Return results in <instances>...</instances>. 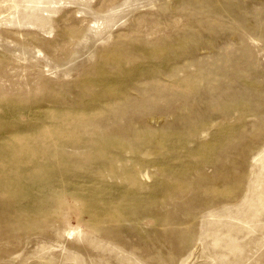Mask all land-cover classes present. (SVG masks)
<instances>
[{
    "label": "rangeland",
    "instance_id": "1",
    "mask_svg": "<svg viewBox=\"0 0 264 264\" xmlns=\"http://www.w3.org/2000/svg\"><path fill=\"white\" fill-rule=\"evenodd\" d=\"M0 264H264V0H0Z\"/></svg>",
    "mask_w": 264,
    "mask_h": 264
},
{
    "label": "bare ground",
    "instance_id": "2",
    "mask_svg": "<svg viewBox=\"0 0 264 264\" xmlns=\"http://www.w3.org/2000/svg\"><path fill=\"white\" fill-rule=\"evenodd\" d=\"M201 4V3H200ZM199 2H196V4L194 5V7H195V12L197 13V14H199V15H201V10L199 9L200 7H199ZM189 8V7H188ZM204 8V7H203Z\"/></svg>",
    "mask_w": 264,
    "mask_h": 264
}]
</instances>
